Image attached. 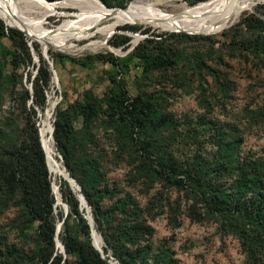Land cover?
<instances>
[{
	"label": "rangeland",
	"instance_id": "374dc122",
	"mask_svg": "<svg viewBox=\"0 0 264 264\" xmlns=\"http://www.w3.org/2000/svg\"><path fill=\"white\" fill-rule=\"evenodd\" d=\"M18 1L19 7L29 5L28 17L42 32L73 29L42 43L16 22L0 19V162L14 165L15 157L8 159L7 153L14 155L31 123L41 148L38 129L46 112L51 126L55 108L65 110L73 129L71 145L97 166L92 184L101 196L107 238L117 246L105 245L92 220L95 240L105 250L99 257L107 264H119L121 252L131 253L128 264H264V0H256L229 26L179 29L141 19L145 13L181 17V6L201 1L157 4L135 11L129 20L97 19L66 0H46L57 5L40 17L43 10L32 4L44 0ZM93 1L124 10L134 0ZM6 28L24 32L19 31L27 53L11 46ZM44 47L51 68L42 57ZM151 57L162 59L161 64L148 66ZM40 58L50 74L43 89L45 106L41 112L34 107L28 117L30 100L24 92L43 75ZM111 80L151 111L147 135L130 130L126 121L109 120L102 104L88 121L74 114L84 91L103 98ZM52 148V160L47 159L51 173L45 157L44 164L53 199L52 187L59 195L60 182L77 199L56 166L63 167L54 144ZM224 163L228 169H222ZM196 164L207 166L200 179L176 182L178 174ZM245 164L254 176L259 170L258 193L242 190L236 182ZM161 167L169 168L168 175ZM215 189L222 202L213 198ZM17 202L12 197L0 210V264H40L37 223L22 224ZM52 207L53 214L63 211L55 199ZM79 211L89 228L86 209L79 205ZM88 213L91 217L90 209ZM60 221L55 218V227ZM69 224L75 232L76 220L70 218ZM88 240L93 248L90 233Z\"/></svg>",
	"mask_w": 264,
	"mask_h": 264
},
{
	"label": "trees",
	"instance_id": "16d2710c",
	"mask_svg": "<svg viewBox=\"0 0 264 264\" xmlns=\"http://www.w3.org/2000/svg\"><path fill=\"white\" fill-rule=\"evenodd\" d=\"M198 1L204 2V0H194V2ZM214 1L216 0H205V2ZM127 24L133 25L131 23ZM3 30L4 27L0 22V36H3ZM5 30L6 38L9 39L11 46L15 50H24L27 53L25 37L22 33L11 28H6ZM33 48L36 49V46H33ZM107 61L114 64L110 58ZM161 62L162 59L158 57H151L147 61L148 66L155 67L160 65ZM39 64L44 69L43 75L31 80V92H24L26 99L30 100L27 112L28 117L34 114V107L38 108L41 112L45 106L43 89L47 86L50 74L43 59H39ZM101 104L104 105L102 111H104L109 120L126 121L130 130L136 128L142 131L144 135H147L146 128L147 124L151 121V111L141 98H129L125 91L118 84H115L113 80H111L110 88L103 98L98 99L90 91H84L81 100L75 103L73 112L82 116L84 121H88L92 116L101 111ZM51 126V137L55 150L60 157L65 172L78 186L79 192L89 207L95 230L100 234L105 245L111 248L117 247L116 245H112V242L107 238V231L101 219V196L99 195L97 186L92 184V179L97 172L96 163L87 154L83 153L81 148L76 152V149L71 145L73 129L65 110L55 108L51 119ZM41 127L42 122L39 128ZM38 134L40 140L41 131L39 129ZM43 139L41 137L42 149H44ZM13 149L14 155L7 153V156L8 159L13 156L15 157L14 165L0 162V210L5 205V201L16 197L18 199L17 206L19 207L18 219L23 220L21 221L22 224L27 226L32 222L37 223V237L41 243L38 255L40 264H107L99 257L98 252L91 247L88 240L90 229L80 215L81 211H79L77 199L67 191L64 182L59 183L58 193L61 202L66 205L67 213L63 216V211L58 210L53 214L52 205L54 199L45 169V154L43 155L39 146L36 130L32 123L27 126L23 139ZM46 158L45 163L48 171L51 173ZM204 167L207 166L203 164L191 166L184 174H178L181 177L176 182L184 184V182L187 183L189 180L200 179ZM224 167L228 169L229 164H222V169ZM161 168L162 172H167L166 175H168L169 168ZM253 173L255 171L249 164H245L239 168L236 182L240 184V189L243 188L249 193H258V191L262 190V180H259V170L258 172L256 170L255 176ZM182 179L183 181H181ZM218 191V189L211 190L215 200H221L218 194L220 191ZM55 198L57 200V196ZM55 218L62 221L56 238L62 246L63 255L57 253V249L54 247ZM70 218L76 220L75 232L72 231L69 224ZM114 254L118 255L116 250ZM70 257L73 258V261H70ZM117 259L119 264H128V261L132 260L133 257H131V253L121 252Z\"/></svg>",
	"mask_w": 264,
	"mask_h": 264
},
{
	"label": "bare ground",
	"instance_id": "6f19581e",
	"mask_svg": "<svg viewBox=\"0 0 264 264\" xmlns=\"http://www.w3.org/2000/svg\"><path fill=\"white\" fill-rule=\"evenodd\" d=\"M170 1L173 0H134L124 10H120V8L115 10L107 9L98 5L93 0H66L65 2H67L68 5L78 8L83 13H87L97 19H105V18L112 19V18L121 17L129 20L130 15L135 13V11L145 8L148 9L151 6H155L157 4L160 5L165 4ZM255 1L256 0H216L214 2H199L194 6H185V5L181 6L180 7L182 12L181 17L175 16V18H164L157 15L145 13L141 21L153 24L155 26H162L168 29L195 27L204 24H208L210 26H215V27H220V26L224 27V25L226 24L227 26H229L231 23H233L244 10L252 7ZM13 2L14 4H8L7 0H0V19L3 20L4 22L7 21L16 22V24L19 26V28L22 31L35 38H38L42 43L58 40L63 36L67 35L69 31L73 29L72 26H68L66 28L57 30L53 33H49V34L44 33L38 28V26H36V22L28 17L29 5L28 6L22 5V7H19L17 3L19 2L18 0H13ZM32 5L43 10V12L40 14L41 17L43 14L49 12L54 6H56L57 3L49 2V1H39ZM104 32L108 33L107 30H105ZM94 46L99 47L100 45L98 43L97 44L95 43ZM47 112L45 114L44 120L41 121L43 123V132H42V127L39 128V131H41L42 139H43V133H45L43 139V144L45 149H43V151L44 154H47L45 155V158L46 156H48V158H46V162L47 159L51 161L54 155L52 148L53 144L51 140V126L48 120L49 116ZM41 137H40V142L42 146ZM56 166L57 168L62 169L59 163H56ZM61 172H62V178L66 180L67 177L63 169L61 170ZM70 186L74 191H76L71 183ZM54 187L55 185H53L52 187L53 190L55 191ZM56 201H58V199ZM95 237L97 239L96 233L93 235V244L97 249L101 250L100 242L98 240H95Z\"/></svg>",
	"mask_w": 264,
	"mask_h": 264
},
{
	"label": "water",
	"instance_id": "95a60500",
	"mask_svg": "<svg viewBox=\"0 0 264 264\" xmlns=\"http://www.w3.org/2000/svg\"><path fill=\"white\" fill-rule=\"evenodd\" d=\"M105 8V7H104ZM20 31V30H19ZM22 32V31H21ZM23 33V32H22ZM24 34V33H23ZM42 57H43V59L46 61V63L48 64V66L51 68V63L48 61V59H47V55H46V49L45 48H43L42 49ZM29 92H31V88H30V90H29ZM51 132H52V128H51ZM41 149H42V147H41ZM42 151H43V149H42ZM43 153H44V151H43ZM62 169H63V171H64V173H65V175H66V177H67V179L65 180L68 184H69V186H70V183L72 184V186L75 188V190L77 191V199H78V201H79V205H80V209H82V208H85L86 209V214L88 215L87 217V220H88V223H89V228H90V236H91V238H92V246H93V248L100 254V257L101 258H103L104 257V254H103V252H102V250H99V249H97L95 246H94V244H93V235L95 234V230L92 228V219H91V217H90V215H89V209H88V206H87V204L85 203V201H84V199H83V197H82V195H81V193L79 192V188H78V186L75 184V182L67 175V173L65 172V170H64V168L62 167ZM55 188V187H54ZM56 189V188H55ZM53 193H54V190H53ZM56 193H55V195H54V199H55V205H61V207L63 208V211H64V216H65V214H66V206H65V204H63L62 202H61V200H60V197H59V195L57 194V199H58V201H56ZM61 223H62V221H60L57 225H56V227H55V233H54V243H55V248H57L58 249V252L59 253H61L62 255H63V249H62V246H61V244L59 243V241L57 240V233H58V231H59V228H60V225H61Z\"/></svg>",
	"mask_w": 264,
	"mask_h": 264
}]
</instances>
